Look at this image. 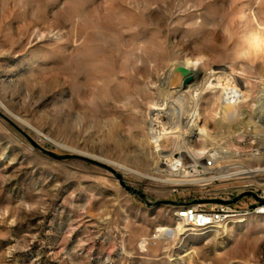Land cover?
Here are the masks:
<instances>
[{
	"label": "rangeland",
	"instance_id": "obj_1",
	"mask_svg": "<svg viewBox=\"0 0 264 264\" xmlns=\"http://www.w3.org/2000/svg\"><path fill=\"white\" fill-rule=\"evenodd\" d=\"M258 25L264 0H0V264H264V215L204 232L181 214L264 189V62L234 64L225 32ZM199 56L204 73L229 70L221 88L172 77ZM3 115L48 150L108 163L147 201L100 166L44 154ZM179 137L201 160L240 152L218 167L263 171L167 182L158 170Z\"/></svg>",
	"mask_w": 264,
	"mask_h": 264
},
{
	"label": "bare ground",
	"instance_id": "obj_2",
	"mask_svg": "<svg viewBox=\"0 0 264 264\" xmlns=\"http://www.w3.org/2000/svg\"><path fill=\"white\" fill-rule=\"evenodd\" d=\"M183 67L186 69L190 70L191 73V80L187 83H185V78L179 74L177 72L178 68ZM227 71H229L228 69L225 68H221L218 67L216 69V72H211V73H204L202 70V67L199 66L195 69L192 68H188L185 65V62L182 63V65L177 66L172 74V77H175V79L181 81L182 85L181 87H186L193 79H195V77H199L201 75H203L205 77L204 81L205 83L209 80H211L210 82V89H208L209 91H215L219 88L222 87V84L224 83L223 78L224 76H219L222 73H227ZM216 74V76H215ZM218 77V78H216ZM262 97V96H261ZM260 97V99H261ZM259 99V100H260ZM261 106L264 107V104H261ZM174 107V106H173ZM174 115L175 118L178 119L180 118L181 115V109H178V107L176 106V108H174ZM150 114L152 115V121H153V126L154 129L153 130V135L155 136H166L169 133H172L170 131L169 125L171 123V112L169 110V106L168 107H162L161 105H155L152 106L150 109ZM257 115H261L263 114L262 111H258L256 112ZM195 114L192 113L191 117H193ZM164 119V120H163ZM166 120V122H165ZM164 121V125H162ZM167 127V128H166ZM196 134L198 133L200 136H206L205 132H203V130L201 128H196L195 129ZM198 135V136H199ZM185 142L183 140V137H179L178 138V143L176 144V148L175 150H179L180 152L174 153V154H180L182 153V151H186V155L188 156V158L190 159V162H186L184 160V157L182 155H179L178 158H175L174 154L171 153H167L164 152L162 154H164L162 157H166L165 162H161V166L159 168L158 171L164 173V178L167 177L165 179V181L167 182H171V183H176L175 185H182V184H191V183H196V182H200L203 185H207L208 182L213 178H204V177H197L200 176V170L201 169V165L199 166V164L203 163V159H200L201 153L200 151H195V150H189L186 148V146L184 145ZM160 151L162 152V149H160ZM233 151L232 149L230 150H225V151H209L208 152V156H212L216 159V163H217V167L218 164L220 162H222V160H224L225 157H229L232 154H238L240 156V152H236ZM258 154V153H256ZM250 155V154H249ZM258 155H255V157ZM224 162V161H223ZM239 168L236 165H222L220 167H218L216 170V172L219 174L216 175V177L218 178H229V177H240L242 178L243 175L245 174H251V173H255V172H259V171H263V169H255V170H238V171H233L231 172V169H237ZM118 171V170H117ZM151 177V176H150ZM187 213H197V206L196 207H192V208H186L185 210H183L181 212L182 216L186 215ZM199 213H201L202 215H209V209L205 208V207H201L199 206ZM251 215H264V210L262 209H250V210H244V209H233V211L227 212L226 216L221 217V220H212V221H204V222H198L197 220H187L184 221L185 223L190 226V227H194L200 231H204V232H209V231H213L223 225L229 224L231 222H241V221H245L247 218H249V216Z\"/></svg>",
	"mask_w": 264,
	"mask_h": 264
},
{
	"label": "clouds",
	"instance_id": "obj_3",
	"mask_svg": "<svg viewBox=\"0 0 264 264\" xmlns=\"http://www.w3.org/2000/svg\"><path fill=\"white\" fill-rule=\"evenodd\" d=\"M228 43L233 44L230 55L234 64H255L264 62V25H258L249 28L247 31L237 34L235 37L226 29ZM205 60V57L188 58L185 65L188 68L195 69Z\"/></svg>",
	"mask_w": 264,
	"mask_h": 264
},
{
	"label": "water",
	"instance_id": "obj_4",
	"mask_svg": "<svg viewBox=\"0 0 264 264\" xmlns=\"http://www.w3.org/2000/svg\"><path fill=\"white\" fill-rule=\"evenodd\" d=\"M177 72L179 74H181L184 78H185V83L189 82L191 80V73L189 69L180 67L178 68ZM5 119H7L19 132H21L36 148H38L39 150H41L44 154L57 159V160H69V159H81L84 161H87L89 163L95 164L97 166H100L108 171H110L111 173H113L115 175V177L120 181L121 185L127 190L129 191L131 194L133 195H139L141 198L145 199L147 201L146 195L143 191L129 185L125 179L123 178V175L117 171L115 168H113L111 165H109L108 163L98 160V159H94L88 156H84V155H79V154H60V153H56L54 151L48 150L45 147L41 146L38 142H36L29 134H27L23 129H21L13 120L9 119L8 117H6L5 115H3ZM254 197L255 200H257L260 203H264V199H262L261 197H259L255 192L252 191H247L242 193L241 195H239L238 197L234 198L232 201H228L225 203H229V204H233L236 203L240 200H242L245 197ZM224 202V201H221ZM148 205H152V203L147 202ZM171 204V205H179V203L174 202V201H161V202H157L154 205H160V204ZM255 205H253L252 207H254Z\"/></svg>",
	"mask_w": 264,
	"mask_h": 264
},
{
	"label": "built area",
	"instance_id": "obj_5",
	"mask_svg": "<svg viewBox=\"0 0 264 264\" xmlns=\"http://www.w3.org/2000/svg\"><path fill=\"white\" fill-rule=\"evenodd\" d=\"M217 163H216V159L214 157H210V156H205L203 158V163L201 166V169H199L201 172L199 173L200 176L199 177H204V178H213L212 180L217 179L218 177H216L217 172ZM212 180H210L209 182H211ZM208 182V183H209ZM257 195L259 197H261L262 199H264V189L263 191H258L257 190ZM253 205H255L254 207H252ZM253 205H250L247 209L244 210H250V209H262L264 210V203H260L257 200H255V203ZM233 209H237V208H233V205L228 204V203H223L220 204L217 208H210L209 209V215H202L201 213H199V205L197 206V213H187L186 215L182 216L185 218V221L187 220H197L198 222H204V221H212V220H221V217L226 216L227 212L233 211Z\"/></svg>",
	"mask_w": 264,
	"mask_h": 264
}]
</instances>
